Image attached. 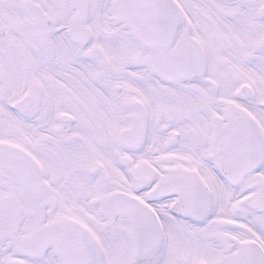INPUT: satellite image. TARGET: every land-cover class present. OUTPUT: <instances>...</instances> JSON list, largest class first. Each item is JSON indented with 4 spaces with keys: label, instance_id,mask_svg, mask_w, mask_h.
I'll return each instance as SVG.
<instances>
[{
    "label": "snow or ice",
    "instance_id": "6c2138e0",
    "mask_svg": "<svg viewBox=\"0 0 264 264\" xmlns=\"http://www.w3.org/2000/svg\"><path fill=\"white\" fill-rule=\"evenodd\" d=\"M0 264H264V0H0Z\"/></svg>",
    "mask_w": 264,
    "mask_h": 264
}]
</instances>
